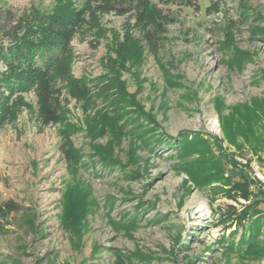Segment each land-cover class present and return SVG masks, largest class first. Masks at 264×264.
I'll use <instances>...</instances> for the list:
<instances>
[{
  "label": "rangeland",
  "instance_id": "374dc122",
  "mask_svg": "<svg viewBox=\"0 0 264 264\" xmlns=\"http://www.w3.org/2000/svg\"><path fill=\"white\" fill-rule=\"evenodd\" d=\"M140 2L0 0V45L18 22L59 48L1 93L0 264H264L220 224L264 216V119L225 134L213 108L264 94V0Z\"/></svg>",
  "mask_w": 264,
  "mask_h": 264
},
{
  "label": "trees",
  "instance_id": "16d2710c",
  "mask_svg": "<svg viewBox=\"0 0 264 264\" xmlns=\"http://www.w3.org/2000/svg\"><path fill=\"white\" fill-rule=\"evenodd\" d=\"M102 5L103 7H114L115 5L122 6L126 0H95ZM132 0H128V4L131 3ZM145 0H141L139 4H136L138 7L141 3L143 4ZM68 10H64L63 18L69 17L68 14L72 13V9L70 6H67ZM71 9V10H70ZM77 18H68L67 22H63L62 20L60 23L64 25L65 28L70 27L72 28L75 24ZM17 27L13 28L12 31L6 32V37L10 40V44L8 46L0 45V61L7 69L8 73H1L0 74V98L2 97V92L12 91V85L15 84L16 78L9 76L8 74L15 73L16 70L19 68H28V69H36L37 73H42L45 70L51 68L52 65L58 58L59 48L52 43L44 41L35 42L33 44L27 43L21 38H15L19 32L21 31L22 27L17 22ZM19 37V36H18ZM64 44L65 41H68L70 38V33H64L63 35ZM148 38V37H147ZM42 46H45L42 49ZM63 49V48H62ZM48 73V71L46 72ZM217 96H214V98ZM46 101V100H45ZM244 102H242L243 104ZM2 105L0 99V107ZM236 104L231 106H226L227 108H232L228 111L226 115H220L218 113V109L214 106L215 113L218 118L219 129L225 134H234V133H242L248 134L250 133L252 124L256 121H261L262 118L264 119V94L263 96H255L248 100V103L243 104L236 108ZM235 107V108H234ZM55 109H47L44 111L46 115V120L48 122H56L57 119L54 118L52 114H54ZM5 121L4 116L0 115V129L3 126ZM233 193L229 194L228 198L230 200L236 201L237 197H241L242 199L246 200L247 196L245 194ZM237 195V196H236ZM19 207L13 202H6L2 206H0V216L5 217L8 213L17 212ZM66 213L72 219H75L77 215H81L82 212L77 211L74 206L69 207ZM261 217V216H260ZM255 217L251 210L247 207H241L239 210H236L233 206H229L228 211L223 214L220 218V224L224 223H232L237 225V227L244 232L247 231L249 238L247 241L244 238H241L242 243H245L246 246L249 244H254L253 242L259 239H264V216L262 217ZM259 218V219H258ZM228 227V226H227ZM264 243V240L262 241ZM260 243V242H257Z\"/></svg>",
  "mask_w": 264,
  "mask_h": 264
}]
</instances>
